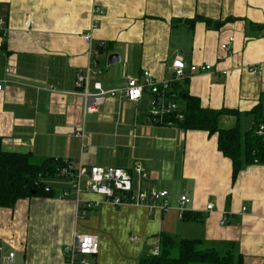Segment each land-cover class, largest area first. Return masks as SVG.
Returning a JSON list of instances; mask_svg holds the SVG:
<instances>
[{
    "label": "crops",
    "instance_id": "1",
    "mask_svg": "<svg viewBox=\"0 0 264 264\" xmlns=\"http://www.w3.org/2000/svg\"><path fill=\"white\" fill-rule=\"evenodd\" d=\"M0 17L6 30L0 35L2 150L62 159L74 169L121 168L135 182L141 166L150 176L146 187L167 190L171 199L162 213L116 207L86 192L81 201L103 203L81 219L76 195L61 197L68 183L51 181L58 196L0 208V264H66L63 249L76 232L98 237L93 264H139L161 249L164 236L200 240L202 250H231L245 264H264V165L245 167L234 181L217 135L152 124L150 96L134 103L120 92L144 71L170 80L173 62L182 59L190 76L182 89L202 108L240 114L239 120L223 115L221 129L240 121L250 130L258 105L264 117V0H0ZM89 32L97 56L85 39ZM112 55L119 59L109 66ZM194 64L213 69L192 74ZM88 69L91 88L100 83L119 92L90 114L76 84ZM183 195L191 200L185 213L196 219L180 218ZM10 253L14 263L5 260Z\"/></svg>",
    "mask_w": 264,
    "mask_h": 264
},
{
    "label": "built area",
    "instance_id": "2",
    "mask_svg": "<svg viewBox=\"0 0 264 264\" xmlns=\"http://www.w3.org/2000/svg\"><path fill=\"white\" fill-rule=\"evenodd\" d=\"M96 14H101L96 8ZM5 21L0 17V35L5 33ZM96 27V23L92 28ZM86 41L90 44L91 53L95 56L99 51L92 49L93 34L89 32L85 35ZM233 41V39H230ZM105 42L101 41L100 48L103 49ZM222 50L228 51L230 49L228 44L221 46ZM93 50V51H92ZM173 77L170 80L158 81L151 71H144L140 77H129L127 87L120 91L125 94L130 102H140L145 94H148L151 99L150 111L148 120L155 125H174L176 122L183 121L185 118L184 108L181 106L178 94L174 91V85L189 78L186 74V64L182 59H176L173 62ZM213 65H192L190 73H205L210 72ZM89 71L87 74H79L76 79V84L79 87L80 94L84 98L85 113L90 114L97 112L98 108L105 103L108 97H116L119 93L116 90L104 91L100 83H95L91 88L89 82ZM228 75V71L222 72ZM3 84L0 81V92L2 91ZM259 136H264V125H261L257 131ZM77 137L82 138V133H77ZM137 182L134 181L133 174L121 168L114 167H100L90 166L85 168L80 166L78 169L65 168L61 172L62 180L68 181V187L61 190V197L67 198L71 194L77 197L79 204L78 218H85L88 213L96 208H99L102 201H81L80 196L83 193L97 194L104 202H107L116 207L131 205L135 207H145L149 211L156 210L162 213L170 210V193L167 190L149 189L146 187L150 180L149 173L141 166L135 169ZM49 191V188H46ZM191 200L183 195L180 197V218L183 219L186 212V206ZM214 206L208 205L207 210H213ZM244 211L246 209H243ZM228 217H224L221 224L225 225L228 222ZM2 249H0L1 251ZM160 248H156L153 256H159ZM99 254V240L96 235L83 234L76 232L73 236L71 244L65 246L63 255L66 264H93L92 259ZM5 260L8 263H14L15 253H10Z\"/></svg>",
    "mask_w": 264,
    "mask_h": 264
},
{
    "label": "trees",
    "instance_id": "3",
    "mask_svg": "<svg viewBox=\"0 0 264 264\" xmlns=\"http://www.w3.org/2000/svg\"><path fill=\"white\" fill-rule=\"evenodd\" d=\"M195 20L206 22L208 26L211 24L208 19L199 17ZM217 24L221 25L222 22ZM188 80L184 79L174 85L178 99L185 104V118L176 124L185 131H206L211 136L217 135L219 150L232 161L234 181L245 167L264 165V136L257 134L260 126L264 125L261 106L258 105L251 113L254 115V122L250 130L243 131L239 125L240 121L233 128L221 129L219 123L223 115L230 114L239 120L240 114L235 111L202 108L199 99L191 97L182 89V86L188 84ZM68 167H71L70 162L62 159L35 160L31 154L5 152L0 140V208H14L18 201L24 199L58 196L50 182L64 179L60 174ZM46 188H49V191H46ZM183 218L196 219L187 213ZM201 244L200 240L191 239H183L177 243L170 236H164L160 255L144 257L139 264H245L243 257H236L231 250H202Z\"/></svg>",
    "mask_w": 264,
    "mask_h": 264
},
{
    "label": "water",
    "instance_id": "4",
    "mask_svg": "<svg viewBox=\"0 0 264 264\" xmlns=\"http://www.w3.org/2000/svg\"><path fill=\"white\" fill-rule=\"evenodd\" d=\"M119 59V57L117 55H112L111 57H109L108 60V65L111 66L113 64H115L117 62V60ZM72 170L74 169L73 166L70 167Z\"/></svg>",
    "mask_w": 264,
    "mask_h": 264
},
{
    "label": "rangeland",
    "instance_id": "5",
    "mask_svg": "<svg viewBox=\"0 0 264 264\" xmlns=\"http://www.w3.org/2000/svg\"><path fill=\"white\" fill-rule=\"evenodd\" d=\"M58 181H63V182H65V183H68V181H67V180H58Z\"/></svg>",
    "mask_w": 264,
    "mask_h": 264
}]
</instances>
